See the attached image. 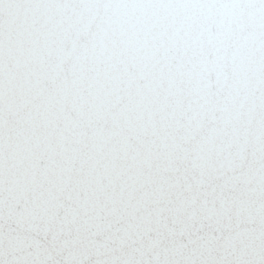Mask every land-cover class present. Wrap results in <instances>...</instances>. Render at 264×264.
Instances as JSON below:
<instances>
[{
	"label": "snow or ice",
	"instance_id": "6c2138e0",
	"mask_svg": "<svg viewBox=\"0 0 264 264\" xmlns=\"http://www.w3.org/2000/svg\"><path fill=\"white\" fill-rule=\"evenodd\" d=\"M0 264H264V0H0Z\"/></svg>",
	"mask_w": 264,
	"mask_h": 264
}]
</instances>
